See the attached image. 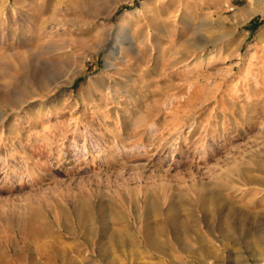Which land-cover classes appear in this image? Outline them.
<instances>
[{"label":"rangeland","instance_id":"374dc122","mask_svg":"<svg viewBox=\"0 0 264 264\" xmlns=\"http://www.w3.org/2000/svg\"><path fill=\"white\" fill-rule=\"evenodd\" d=\"M262 155L264 0H0V264H195L193 231L191 253L165 225L172 255L142 243L166 219L145 201L231 181L263 242L200 228L211 264H264V186L238 175ZM106 223L130 237L104 256Z\"/></svg>","mask_w":264,"mask_h":264},{"label":"bare ground","instance_id":"6f19581e","mask_svg":"<svg viewBox=\"0 0 264 264\" xmlns=\"http://www.w3.org/2000/svg\"><path fill=\"white\" fill-rule=\"evenodd\" d=\"M12 101L15 104H19L21 101L24 100H22V95L16 94ZM248 163H254L255 166L254 167L248 166L238 171V175L244 181L243 184L245 185L249 184L254 187H259L262 185L264 186V156L262 155L261 157L251 158L250 160H248ZM231 184L232 181L230 184H226V185L218 184L219 187L211 188L207 190H205V188L202 185L199 186L197 189V192L199 193L197 202L196 203L194 202L193 204V201L191 199H186L188 202H187V206L184 205L185 206L183 208L184 210L179 209L180 206L176 201L171 202L170 205L166 207L164 206L165 204L159 201V199L153 198L151 196L148 197L146 196L147 200L145 201V211L148 217L152 218L154 216L165 215L166 219L160 223L156 222V225H153L152 221L149 220L146 221L147 223L143 225L145 231L141 236L142 243L146 247L154 251L167 255H172L173 254L172 249L169 246H167L164 243V241H162L158 236V228H164L166 226V228L172 229V234L174 236V239L177 242L181 243L182 250L184 252L191 253L193 251L192 248L189 245H187L184 242V240L187 238V235L193 231L197 234V241L201 243V251L198 252V256L196 257L197 261H195V264H211L210 260L214 258H220L221 254H219L217 250L214 251L212 246H209V244L206 242L207 238L202 233L203 231L200 228H207V231H209L211 236H213V238L216 239V241L220 240V242L221 240L223 241L227 240L229 242L244 244L250 241L249 238L252 237H257L263 242L262 240L263 236L261 234H257L254 230V228H258V225L257 226L255 225L256 220L254 216L251 215V212L248 209L247 205L249 200H244V198H242L241 195L224 196L222 194V192L225 190H228L230 188H235L236 185L234 186ZM90 206L91 204L89 202L87 201L82 202L81 205H79L77 218L84 219L83 217L89 216L88 214L91 211ZM107 207H105L103 203L100 205V209H102L100 218L102 221H105L107 218L106 217ZM199 209L203 215L198 214ZM116 217L119 216L116 215ZM108 225L109 224L106 223L104 228H101L98 235L99 240L96 238L97 241H99L100 245L99 244L98 245L101 247V251H103L104 256H107L110 253V251L108 250V246L105 245V243H107L109 239L113 238L116 241V243L118 245L120 244L121 246V244H128V240L130 237L129 235H126L122 232L119 233V230H116L117 228L114 229L112 227L113 228L112 229L108 227ZM87 231L88 233H86L83 236L85 241L88 242L94 241L95 235L93 236V234H91L93 233L92 228L88 229ZM113 245L115 246V244L111 245V251L113 249L112 248ZM101 255L103 254L101 253ZM65 261L66 259H63V263ZM165 264H178V263L175 259H172L170 262L166 261ZM233 264L235 263L233 262ZM240 264H245V263H240Z\"/></svg>","mask_w":264,"mask_h":264}]
</instances>
